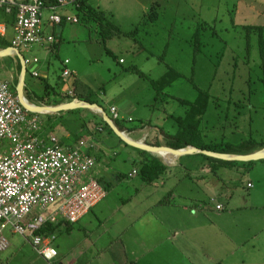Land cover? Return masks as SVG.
Listing matches in <instances>:
<instances>
[{
  "label": "crops",
  "instance_id": "1",
  "mask_svg": "<svg viewBox=\"0 0 264 264\" xmlns=\"http://www.w3.org/2000/svg\"><path fill=\"white\" fill-rule=\"evenodd\" d=\"M133 1L141 7L144 15L148 4ZM43 2L44 29L53 35L54 40L52 43L44 42L31 47L37 46L35 52L45 50L47 54L53 53L57 57L61 55V73L50 83L49 72L42 70L38 54H24L21 50L23 47H15L25 58L24 88L27 85L30 99L25 96L24 88L23 93L27 101L54 106L74 99H90L93 103L107 106L111 118L110 107L120 99H125L126 110L116 105L121 115L117 119L120 128L116 126L133 140L150 145H166L165 138L177 133L179 129L171 130L173 123L168 122L166 126L165 121L175 122V115L184 118L197 96L189 100L167 94L165 90L157 92L150 82L159 78L154 77L149 78L154 92L153 99L141 100L135 95L137 88L133 87L140 84L143 75L138 70L140 74L134 71V64H129L128 68L120 72L115 71L106 87L102 86L95 93L97 90L92 88L94 86L91 81V77L95 76L89 75L84 65L97 66L101 63L100 58L98 62L93 60L96 55L94 50H99L100 42L104 45L112 43L105 47L106 53L115 48L132 55L144 51L132 34L135 30L123 33L115 25L118 31L102 29L100 34L94 35L89 26L75 25L81 19L84 22L97 20L92 14H86L79 0L77 4L59 7L57 0ZM155 4L159 6L158 2ZM52 5L56 6L54 10L59 15L65 18L76 17V21L70 22L64 18L61 23H52L49 20L52 11L49 6ZM85 6L104 12L106 18L108 15L114 17L105 0H86ZM116 7L119 11H133L136 5L128 7L121 3ZM0 14V22L5 23V33H0V38L3 44H7L0 47L3 49L11 46L15 17L10 13L13 20L9 22L3 19L2 12ZM4 14H7L5 17L10 15ZM133 14H128L129 19ZM156 14L155 19L159 13ZM26 59L29 61L25 62ZM117 61L124 64L126 57L119 56ZM28 65L30 75L41 80L42 88L39 92L31 80L27 81ZM22 66L14 51L0 55V78L9 82L16 96ZM65 68L70 72L66 76L62 74ZM161 94L165 98L161 114H158L156 102ZM174 100L182 106L181 115L167 112L164 108L166 103ZM26 110L32 116H37L40 133L44 137L54 135L62 146L73 147L82 139L95 141V148L90 152L97 160L96 176L104 186L106 195L76 223L60 220L58 225L47 224L48 231L56 233L53 245L57 255L51 260L39 255L30 242L19 235V241L10 242L7 239V247L0 249L6 251L11 248L5 254L8 264H264V159L256 160L247 167L239 164L220 165L212 171L206 162H202L199 153L179 155L174 161L168 162L159 154L146 150L157 160L161 159L153 166L158 173L150 178L143 171V159L146 156L140 148L125 143L113 131L109 132L101 124V115L95 109L72 107L59 111ZM176 123L180 128L179 122ZM117 147L124 153L121 160L115 159L118 155ZM162 150L168 153V150ZM230 166H235L237 174L247 170L250 178L245 181V193L239 191L230 179V171L234 168ZM216 171L223 182L219 186L212 181V177L217 176ZM120 184L129 191L126 197L119 195L116 205H113L111 192L115 185ZM219 194H223V198ZM217 204L221 207L217 208ZM4 232L16 234L9 229ZM1 258L0 264H3Z\"/></svg>",
  "mask_w": 264,
  "mask_h": 264
},
{
  "label": "rangeland",
  "instance_id": "2",
  "mask_svg": "<svg viewBox=\"0 0 264 264\" xmlns=\"http://www.w3.org/2000/svg\"><path fill=\"white\" fill-rule=\"evenodd\" d=\"M105 1L114 14L113 18L108 15L106 19L119 26L123 33L135 30L132 34L144 51L132 55L115 48L106 53L105 47L112 43L104 45L100 42L99 50H94L96 55L93 60L98 62L100 58L101 63L97 66L84 65L88 74L95 76L91 77L92 88L97 90L95 93L102 86L106 87L115 71L120 72L125 67L128 68L129 64H134V71L137 74L140 71L143 75L140 84L133 87L137 88L135 95L141 100L149 101L154 96L149 78L160 77L167 70L174 69L179 76L163 89L167 94L189 100H194L198 88L207 89L212 94L201 121L196 126L183 123L186 136L193 135L191 139L197 143H226L235 147L249 141L259 143L264 140V0H136L139 4H148L144 15L141 7L133 0H124L126 3L123 0ZM121 3L128 7L136 5V8L133 11H119L116 6ZM154 12L159 15L152 20L150 13ZM129 13H134L130 19ZM105 21L103 19L98 25L97 20L84 22L81 19L75 25L89 26L92 34L98 35L104 30ZM36 47L21 50L31 56L38 54L39 64H42V70L49 72L51 83L61 73L63 57L47 54L45 50L35 52ZM117 56H125L126 62L118 63ZM27 70V81L31 80L33 87L39 92L42 88L40 78L30 75L29 65ZM90 93L93 91L90 90ZM164 98L163 94L157 97L158 114H161ZM105 108L109 113L108 107ZM164 108L167 112H176L178 115L182 106L174 100L166 103ZM174 120L178 121L176 115ZM168 122L173 123L171 130L178 131L177 123L173 120L165 121L166 126ZM260 148L259 146L253 151ZM117 151L115 159L121 160L124 153L118 147ZM250 161L251 165L256 160ZM247 162L242 161L239 165L247 167ZM124 165L128 166V163ZM230 167H234L230 171V179L239 191L245 193V181L250 178L247 170L237 174L235 166ZM216 173L217 176H213L212 181L219 186L223 182L218 171ZM127 191L126 186L115 185L111 192L114 199L112 204L116 205L119 195L126 197ZM219 196L223 198V194ZM4 235L10 242L20 240L17 233L4 232ZM8 251L11 248L0 251L3 264H8L5 260Z\"/></svg>",
  "mask_w": 264,
  "mask_h": 264
},
{
  "label": "built area",
  "instance_id": "3",
  "mask_svg": "<svg viewBox=\"0 0 264 264\" xmlns=\"http://www.w3.org/2000/svg\"><path fill=\"white\" fill-rule=\"evenodd\" d=\"M57 2L58 7L77 4V0ZM49 8V20L61 23L65 17L54 10L56 6ZM43 9V0H0V10L15 17L12 47L53 42V35L44 29ZM65 20L76 21V17ZM0 33H5L4 22ZM69 73L66 68L62 72ZM110 115L120 118L116 105L110 107ZM40 131L37 116L28 113L9 82L0 78V249L8 245L4 231L9 229L49 261L57 255L56 233L44 227L60 220L76 223L105 197L106 190L98 181L97 160L90 152L95 141L82 139L65 147L54 135L44 137Z\"/></svg>",
  "mask_w": 264,
  "mask_h": 264
},
{
  "label": "trees",
  "instance_id": "4",
  "mask_svg": "<svg viewBox=\"0 0 264 264\" xmlns=\"http://www.w3.org/2000/svg\"><path fill=\"white\" fill-rule=\"evenodd\" d=\"M52 1H54V0H52ZM79 1L82 4V9H84V11L86 12V14L88 16H90L92 14L91 16H93L95 19H97L100 22L103 19L106 20L104 12L96 11L95 9L93 10L89 7H86L85 6L86 0H79ZM151 9H153V6ZM151 9H149V10H151ZM0 12H2V15H4L3 19L5 21L12 22L13 15H8V17H5L7 14L5 15L4 11H2V10H0ZM156 15L157 14L155 12L153 14L150 13V18L152 20H154L156 18ZM103 26H104V30H107V29L112 30L113 29L114 31H118V28L108 20L105 21ZM6 45L7 44H3V42H1V38H0V47H5ZM177 76H179V73L174 69H170V70H167V72H165V74H163L158 79L150 80V82H151V85L153 86V88L157 92H160V91H163V89L167 85H169L173 79L177 78ZM24 91H25V96L27 98H29L27 85L25 86ZM210 97H212V94L210 93L209 90H207V89L204 90V89L198 88L197 98H196L195 102L191 105L186 116L184 118H177L179 124L181 125L179 128V131L176 134H173V135L168 136L166 138V145L167 146L172 147V148H182V147L189 144V145L196 146L200 149H206V150L216 151V152H221V153H237V154L249 153V152H252L253 150H255L259 146L260 147L264 146V140L260 141L259 143L254 142V141H252V142L249 141V142L243 143L241 145L244 146V149H242L241 145H238L237 147H235L233 145L226 144V143H210V144L197 143L191 139L193 135L191 136L190 134H188L186 136L185 132H187V131L185 129H183V126H184L183 123L187 124V126H190L192 124H194L196 126L201 120V115L205 112V110L207 108V103H209ZM87 101L91 102V103L94 102L90 99ZM98 105L102 106L106 110L105 105H103L102 103H98ZM99 117H100L101 124L109 132H112L111 128L103 120V118L101 116H99ZM114 122L120 128L119 120L115 119ZM140 151L146 156L143 159V162H144L143 166H142L143 171L145 172V175L152 178L158 173L157 170L153 166L156 164V161H159V160H157V158L153 157L152 155L148 154V152L146 150L140 149ZM161 152L163 153V155H166V153L163 150H161ZM199 156L201 157L202 162H206L210 166L212 171H215V169L219 168L220 165H235V164H239L240 162H242L240 160H224V159H220L217 157H213V156L201 154V153H199ZM249 162H252V161H248L247 163L250 164ZM47 226L48 225H46L44 227V231L46 230L47 232H49L47 229Z\"/></svg>",
  "mask_w": 264,
  "mask_h": 264
},
{
  "label": "water",
  "instance_id": "5",
  "mask_svg": "<svg viewBox=\"0 0 264 264\" xmlns=\"http://www.w3.org/2000/svg\"><path fill=\"white\" fill-rule=\"evenodd\" d=\"M14 51L17 53L21 63H22V70L21 74L19 77V81L16 85V91H17V97L20 101V103L28 110L31 111H44V110H49V111H59V110H64V109H69L72 107H88L95 109L96 111L99 112L103 120L108 124V126L112 129V131L119 136L125 143L135 146L140 149H144L147 151H151L156 153L157 149H166L170 151L171 153L176 154V156L183 155L186 153H201V154H206L210 155L213 157H217L220 159L224 160H242V161H250V160H259V159H264V146L261 147L260 149L256 151H252L249 153H244V154H237V153H221V152H216V151H210L206 149H200L196 146L193 145H186L182 148H172L166 145H150L147 143H144L142 141H136L131 138H129L122 130H120L114 121L109 117L107 111L97 103H91L87 102L81 99H74L70 102L67 103H61L59 105H54V106H49V105H37L34 103H31L27 101V99L24 96L23 93V88H24V76H25V66H24V57L23 55L15 48L12 46L0 49V55H4L7 53H11ZM125 99H120L117 101L116 105L121 109V110H126L125 108Z\"/></svg>",
  "mask_w": 264,
  "mask_h": 264
},
{
  "label": "bare ground",
  "instance_id": "6",
  "mask_svg": "<svg viewBox=\"0 0 264 264\" xmlns=\"http://www.w3.org/2000/svg\"><path fill=\"white\" fill-rule=\"evenodd\" d=\"M71 7V6H70ZM5 13V12H4ZM13 14V13H12ZM11 15V14H10ZM14 15V14H13ZM72 22V21H70ZM14 23V22H13ZM46 23L48 24L49 22L46 21ZM14 32V30H13ZM55 34V33H54ZM39 47V46H38ZM41 47V46H40ZM43 47V46H42ZM46 48V47H45ZM15 53V52H14ZM25 53V52H24ZM22 54V53H21ZM24 55V54H23ZM25 59V58H24ZM30 67V66H29ZM35 68V67H34ZM26 69V68H25ZM64 70V69H63ZM4 79V78H3ZM5 80V79H4ZM45 111V110H44ZM31 112V111H30ZM125 118V117H124ZM127 118V117H126ZM126 120V119H125ZM131 120H133L131 118ZM133 122V121H132ZM84 140V139H83ZM86 140V139H85ZM91 140V139H90ZM71 145V144H70ZM162 149H157L156 153L159 154L161 157H163L164 160L168 161V162H172L175 160L176 158V154L171 153L170 151H168V153H166V155H163V153L161 152Z\"/></svg>",
  "mask_w": 264,
  "mask_h": 264
}]
</instances>
